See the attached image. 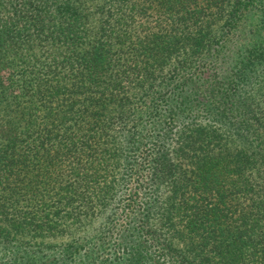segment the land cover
<instances>
[{
	"label": "trees",
	"instance_id": "1",
	"mask_svg": "<svg viewBox=\"0 0 264 264\" xmlns=\"http://www.w3.org/2000/svg\"><path fill=\"white\" fill-rule=\"evenodd\" d=\"M0 264H264V0H0Z\"/></svg>",
	"mask_w": 264,
	"mask_h": 264
}]
</instances>
